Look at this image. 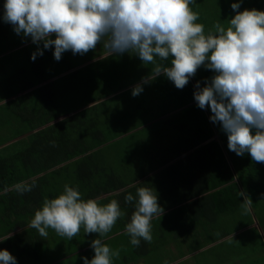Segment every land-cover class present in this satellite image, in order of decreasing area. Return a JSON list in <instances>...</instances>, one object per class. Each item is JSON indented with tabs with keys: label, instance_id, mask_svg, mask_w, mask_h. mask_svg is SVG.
Here are the masks:
<instances>
[{
	"label": "trees",
	"instance_id": "1",
	"mask_svg": "<svg viewBox=\"0 0 264 264\" xmlns=\"http://www.w3.org/2000/svg\"><path fill=\"white\" fill-rule=\"evenodd\" d=\"M238 2L240 3L238 11L245 9L264 11V0H195L190 7L194 12L199 13L196 23L203 24L205 34H208L209 31H214L213 25L217 22L224 27L228 26V21L236 14L230 5ZM170 60L171 57L167 61L157 62L170 67ZM153 67L152 64H146V71L141 77L148 76ZM213 75V72L201 67L182 90L176 89L171 81L160 76L149 84H143L142 87L149 85L151 90L147 93L142 92L136 97L131 95V90L141 82L135 81L133 76L128 85H116L111 90L112 93L123 91L122 94L120 93L122 96L120 94L114 96L120 101H124L125 96L129 100L127 105L129 107L124 111L126 107L124 102L119 104L124 114L122 120L116 122L117 127L112 131L113 133L95 121L92 123L93 126L78 124L83 121L84 116L82 112H78L68 119L55 122L47 133L36 132L37 135H26L30 128L21 111L25 109L24 106L31 107V99L37 93L43 103L38 108H33L32 114L45 117L48 113L44 110L55 100L52 99L53 91L44 86L33 88L40 80L36 84L30 80H22L18 87L19 78L25 77L21 74H17L16 77L10 76L5 80L6 86L0 88V99L6 101L5 104L0 103V110L2 109L0 123L3 116L14 118L18 123H23L26 137L24 135L18 140L20 150L12 146L15 143L13 139L0 143V192L5 188L10 189L6 194L0 195V238L16 228H22L11 235L10 239L0 243V249L9 251L16 258L17 264H43L42 261L35 260L46 253V246L43 247L42 243L40 248V244L32 242L39 233L29 224L34 212L42 207L45 199L56 198L63 193L64 186L68 185L77 189L84 200L94 199L98 195L107 193L109 201L117 197L121 205L127 209L128 204L123 198L124 192L135 193V185L120 192L123 193L121 195L112 194L123 188L125 184L131 185L145 175L142 172L143 165L144 167L146 164L152 167L159 164L163 166L166 163L163 159L168 156L165 152L169 151L173 157L184 153L187 155L168 163L159 174L169 194L174 195L176 207L174 209L176 219L166 224L165 228L169 230L180 226L184 234L192 232L194 238L198 237V245L201 248L215 239L224 240L223 244L217 243L211 247V253L217 255L220 252L216 257L221 259V262L217 263L218 261L213 258L214 264H229L236 259L241 264H264L262 241L264 239V163L252 161L247 153L241 157L229 151L226 134L221 131L219 124H213L209 119L212 115L210 110L207 108L201 110L196 106L193 99V93L196 91L194 86L199 82L200 87H204L205 81L210 80ZM76 76L72 75L74 78ZM13 82L15 87L10 89L8 86ZM133 83H135L133 86L128 87ZM43 89H47L48 92ZM20 93L21 95L8 100ZM12 102H17L20 106L18 109L21 115L18 109L16 112L6 113L7 105ZM25 102L26 104L22 106ZM188 104L190 106H187ZM129 108L137 110L132 114L131 119ZM59 114L56 112L48 115L47 121L56 119ZM81 126L87 129L81 131ZM132 131L133 134L139 132L141 138L126 155L114 157L106 152L107 146L113 151L116 150L113 143H110L112 140L116 138L121 140L122 136L131 138ZM113 134L115 138H112ZM17 135L22 133L19 131ZM214 135L216 140L205 142ZM162 138L164 143L158 141ZM155 140L162 145L160 149H153ZM122 142L124 144V141ZM10 146L14 150H11ZM144 157H148V161ZM33 179L36 186L31 192L19 194L11 190L16 183L21 181L32 183ZM220 185L223 187L217 190ZM239 189L245 191L249 197H253L254 201H261L263 204L260 220L254 216L252 207L250 208L261 235L251 228L253 233L249 234V238L244 235L241 238L242 249L238 241L228 237V231L223 227L225 222L214 219L216 215L233 207V203L237 202ZM210 190L216 194L221 192V196L226 198L214 205L216 201H208L207 192ZM167 217L168 214L164 215V218ZM160 223L161 221H158L156 228L161 226L162 229ZM45 243L47 244V241ZM215 247L217 251L214 252ZM245 255L250 257V260L245 258Z\"/></svg>",
	"mask_w": 264,
	"mask_h": 264
},
{
	"label": "clouds",
	"instance_id": "2",
	"mask_svg": "<svg viewBox=\"0 0 264 264\" xmlns=\"http://www.w3.org/2000/svg\"><path fill=\"white\" fill-rule=\"evenodd\" d=\"M193 3L195 0H5L0 20L37 45L32 61L50 48L60 61L65 52L83 56L103 44L106 58L131 52L143 64L154 65L131 90L133 97L142 93L143 84L160 76L182 90L198 69L210 70L214 75L205 86L201 88L199 82L194 86L196 106L210 110L209 119L226 134L229 151L241 157L247 153L252 161L264 163V11H238L240 3H232L236 14L228 26L217 22L214 31L205 34L204 25L196 23L199 13L190 7ZM170 57V67L157 62ZM0 103L6 101L0 99ZM35 186L34 179L32 183L21 181L11 190L24 194ZM9 190L5 188L0 195ZM237 194L243 197L241 207L247 214L252 200L243 190ZM100 199L84 200L77 189L65 185L62 194L43 201L29 226L41 237L52 229L71 241L82 227L84 234L103 237L125 213L116 199L103 206ZM134 199L135 210L125 233L139 247L141 240L152 241V219L162 217L164 209L153 188L138 187L135 197L131 193L124 197L126 204ZM10 238L8 234L0 243ZM90 246L94 256L91 260L81 257L83 264H113V257L120 255L119 249L113 251L99 238ZM0 264L17 261L9 251L0 249Z\"/></svg>",
	"mask_w": 264,
	"mask_h": 264
},
{
	"label": "rangeland",
	"instance_id": "3",
	"mask_svg": "<svg viewBox=\"0 0 264 264\" xmlns=\"http://www.w3.org/2000/svg\"><path fill=\"white\" fill-rule=\"evenodd\" d=\"M4 2L5 0H0V16H2L3 14ZM52 38L54 39L55 37L53 36ZM40 48H43L42 44L40 45ZM36 50L37 45L33 44L30 38H25L22 35L15 34L12 30L11 25L0 20V88L3 87V85L6 86L7 83L5 80L9 79L10 76L16 77L17 74L25 76L19 78L20 81L19 83H17L18 87L20 86L22 80H30L35 82V84L40 80V82L37 83L33 88H40L44 86V88H48V90H50L51 92L53 91L52 99H55L52 104L47 105V109L44 111L48 113V115L54 114L56 112L60 113L56 119L49 121H47L48 115L43 118L37 115H33V108L36 109L40 106L41 103H43L42 100L38 98V94L36 93L35 97L33 96L34 98L32 97L31 99V107L28 105L24 106L25 109L21 111L22 116L25 117V121L28 122V126L30 128L26 135H37L36 132L45 134L48 132L50 126H52L55 122L68 119L73 115L78 114V112H82V114L84 115L82 117L83 121L80 123L78 122V124L92 125V123L95 121V123H99L103 127L105 126L107 131L113 133L112 131H114L115 127H117L116 122L118 120H122V116L124 114L123 111L129 107H127V105H129V100L125 96L124 101H120L114 96H117L123 91H116L112 93L111 90L116 85H128L132 81L133 76H135V81L140 80L141 82V79L143 78L141 77V75L144 71H146V64H143L140 59L137 56L133 55V53L131 52L121 55L108 56L106 58L103 44L98 45L95 51H89L83 56L73 55L70 51L65 52L62 54V58L60 61H56L54 59V49L52 48L44 50L43 56H37L36 60L32 61L30 59V56L32 53L36 52ZM76 71L79 72L78 75L76 74ZM120 73L122 75H120ZM136 73L138 75H135ZM72 75L77 76L74 78L72 77ZM137 76H139L140 78H137ZM8 87H10V89H13L15 87V82L11 83ZM43 90L46 91L47 89ZM149 90H151V87L149 85H146L145 87H143L142 92L147 93L149 92ZM121 94L120 96H122ZM19 95H21V93L9 98L8 100H12ZM121 102H124V105H126L123 111L119 107V104ZM25 104L26 102L22 104V106ZM187 106H190V104H188ZM18 107L20 106H18L17 102L9 103L7 105L6 113L9 114L11 112H16ZM129 109V118L131 119L132 114L137 110L131 108ZM1 112L2 109L0 110V113ZM19 115H21L20 111ZM126 127L127 126H125V128ZM86 129L87 127L81 126L80 130L85 131ZM19 131L22 133V135H17ZM133 133V131L130 132L131 138H129L128 136H122L121 140H119L118 138L112 140L110 143H113V146L116 147V150L113 151L111 147L107 146L106 152L109 154L111 153V155L114 157L121 154L126 155L131 147L133 148L138 144V141L141 138V134L139 132L137 133L136 131V134ZM24 135L23 123L20 124L14 118H7L6 116H3V120L0 123V143H3L7 139H13L15 143L12 144V146L17 148V150H20L18 140ZM112 138H115L114 134ZM213 139L216 140L215 135L205 142H210V140L213 141ZM122 141H124V144ZM158 141L164 143V138L159 139ZM153 142L154 145L152 147L154 150L161 148L162 145L160 143L156 142V140ZM206 145L208 146V144ZM11 150L14 149L11 147ZM165 153H168V156H166V163L181 159L187 155V153H184L185 155L183 154L181 156L179 155L177 157H173V155L169 154V151H166ZM145 160L148 161V157H146ZM143 168L145 175H148L146 179H143L144 181L147 180V183L144 187L148 185L149 188L154 189V187L157 186V188L154 190L156 191L158 196L162 194V197L160 200H158V203L163 209L165 208L168 210L167 218H164V215H167L164 214L162 215V217H154L152 219L151 223L153 239L150 243L141 240L140 246L135 247L130 243V237L125 233V225L130 222V216L135 210V199L132 203L128 204L127 209L125 206H120L121 211L124 212L125 215L122 216V219L119 218L113 229L103 237H100L95 233L84 234V230L82 227L80 233L77 236L73 237L70 241L66 237L57 235L54 230L48 229L47 237H41L40 235H38V237L33 239L32 242L35 244H40V248H42L41 244L43 243V247L44 245L46 246V253L53 254L54 252L53 255H55V253L58 254L57 259L61 260V262L72 264H83V260L81 259V257H86L89 260L93 258L94 252L90 245L92 240L97 238L101 239L102 243L109 246L113 251L117 249L120 250L119 257H113V264H117L125 258V260H140L141 264H214L213 258L216 259V262L218 261L217 263L221 262V259L219 260V258L217 259L216 257L220 252H218L217 255L211 253L212 246L217 243L223 244L224 240L219 239H215L214 241H212L213 244L211 245V247L204 249V254L191 255V257L185 260L178 259L177 262H175V260L172 261V259H175L174 255L180 254V256H177V258L186 257V254H181L180 252L185 253L188 251L186 250V245L187 239L189 237V232L186 233L188 237H180L176 241H173L174 238L172 237V235H170L165 227L166 224H169L170 221L176 219V210H174L176 207L173 208L172 206H169L170 203H172V199L169 192L166 193L168 191L166 185L162 182H159L161 185L158 184L157 181L153 179V177L156 176H154L153 173H150L151 171L146 168V166L144 167L143 165ZM152 181L155 183V186L151 184ZM222 187L223 185H220L216 189L219 190ZM207 194L209 196L208 201H216L215 203L213 202L214 205L218 202L223 201L222 199L224 197L221 196V192H217L216 194V192L212 193V191L210 190L207 192ZM99 198L102 197L99 196ZM233 199L235 200L234 196ZM250 199L252 200V212L254 216H256L258 220H260L263 204L261 201H254L253 197H250ZM241 203H243V197L238 196L237 202L235 204L233 203V207H230L219 215H216L214 219H217L218 222H225L223 224V227L227 229L228 237H233L236 241H238L239 246H242V249L243 239L241 238L243 237V235L244 237L248 236L249 238V234L253 233V229L251 230V228H254L258 235H261V231L260 228L257 227V223L253 214L251 213V210H249L248 213L245 214L244 209L241 207ZM105 204L107 203H101L100 205L103 206ZM158 221H161L160 224L162 225V229H160L161 226L159 229L156 228ZM21 229V227L20 229L18 228L17 231H14V233L19 232ZM200 234L201 233L199 232V236ZM161 235H163L165 239L170 242L167 244V246L161 245ZM46 241L48 245L45 243ZM262 241L264 242V239ZM83 244H89V246H87L86 248H82ZM49 245H51V247ZM76 249H80L81 251L77 250L76 252L78 253H76ZM215 250L217 251V247L214 248V252ZM69 254H71L70 257ZM245 258L250 260V257L246 255ZM238 261L239 260L236 259L229 264H241V262ZM243 261H245L244 258Z\"/></svg>",
	"mask_w": 264,
	"mask_h": 264
},
{
	"label": "crops",
	"instance_id": "4",
	"mask_svg": "<svg viewBox=\"0 0 264 264\" xmlns=\"http://www.w3.org/2000/svg\"><path fill=\"white\" fill-rule=\"evenodd\" d=\"M135 83H133V84H131V85H129L128 87H131L132 85H134ZM9 144L11 143V142H8ZM7 143V144H8ZM163 162H167V160H166V158L165 159H163ZM171 163V162H170ZM146 166V168H148L151 172L150 173H153V175L154 176H156V177H153V179L154 180H156L157 181V183L158 184H160L159 182H162L163 183V181H161V179H160V177H159V174L161 173V171L163 170V168H165V167H167L168 166V163H164L163 164V166H161V164H159L158 166L156 165L155 167L153 166H149L148 164H146L145 165ZM149 166V167H148ZM142 172H144V170L142 171ZM143 174H145V173H143ZM148 175H142L141 176V178L140 179H138L137 181H135V182H133L131 185H127V184H125L124 185V187L123 188H120L119 190H116L112 195H115V194H119L120 192H123L124 190H126V188H130L131 186H134L135 185V187H136V189L138 188V187H144L145 186V184L147 183V180H143L144 178L146 179V177H147ZM124 184V183H123ZM151 184L153 185V186H155V183L152 181L151 182ZM161 185V184H160ZM146 187H148V185L146 186ZM149 188V187H148ZM157 188V186H155L154 187V189H156ZM135 189V190H136ZM156 192V191H155ZM125 194H124V197L127 195V194H129V193H127V192H124ZM166 193H168V191L166 192ZM121 194H123V193H120L119 195H121ZM133 196H135V194H136V192L134 193V191L131 193ZM165 194V193H164ZM163 194V195H164ZM111 195V196H112ZM102 197L100 200H99V203L101 204V203H109L110 201L108 200L109 198V194H102V195H98V196H96V197H94V199H96V198H98V197ZM123 197V198H124ZM161 197H162V194H160L159 196H158V200H160L161 199ZM174 195L173 196H171V201H172V203H170V205L169 206H172L173 208H175V206H174ZM111 199H113V198H111ZM114 199H116L117 200V197L116 198H114ZM118 201V200H117ZM119 202V204H120V206H121V203H120V201H118ZM172 204V205H171ZM166 207H168V206H166ZM168 213V210L167 209H165L164 208V213H163V215L164 214H167ZM121 219H122V217H121ZM17 229L18 228H16V229H14L12 232H10V234L11 235H13L14 234V231L16 230L17 231ZM159 229V228H158ZM169 233H170V235H172V237L174 238V240L173 241H176L178 238H180V237H182V238H184V237H188L187 236V234H184L183 233V230L181 229V227L180 226H178V227H174L173 229H169V230H167ZM9 234V233H8ZM7 234V235H8ZM6 235V236H7ZM153 239V238H152ZM160 240L162 241V246H167V244L168 243H170V242H168L166 239H165V237L163 236V235H161L160 236ZM213 243H209V244H206V246L204 245L202 248L198 245V239L197 238H194L193 237V234H192V232L191 233H189V237H188V239H187V247H186V250H188L187 252H185V253H182V252H180L181 254H186L185 256L186 257H181V258H177V256H180V254L179 255H174V257H175V259H172V261L173 260H175V262H177V260L179 259V260H181V259H187V258H189V257H191V255H196V254H204V249H207V248H209V247H211V245H212ZM50 247H51V245H49ZM87 246H89V244H83L82 245V248L83 247H87ZM201 249H200V248ZM57 248V247H56ZM82 248H80V249H82ZM80 249H76L75 250V252L77 251V250H80ZM59 251V250H58ZM81 251V250H80ZM184 252V251H183ZM76 253H78V252H76ZM190 253H193V254H190ZM53 254H54V252H53ZM53 254H48V253H45V254H43V255H41V257L40 258H37L35 261L37 262V261H39V262H43V264H72V263H64V262H61V260H59V259H57L58 258V254H56L55 253V255H53ZM53 255V256H52ZM72 255H73V252H72ZM71 256V254H69V257ZM125 258V257H124ZM126 259V258H125ZM125 259H123L121 262H119V263H117V264H141V261L140 260H125Z\"/></svg>",
	"mask_w": 264,
	"mask_h": 264
}]
</instances>
